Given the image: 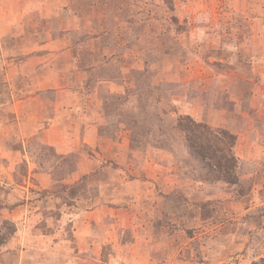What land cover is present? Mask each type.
<instances>
[{
	"label": "rangeland",
	"instance_id": "374dc122",
	"mask_svg": "<svg viewBox=\"0 0 264 264\" xmlns=\"http://www.w3.org/2000/svg\"><path fill=\"white\" fill-rule=\"evenodd\" d=\"M185 115L236 183L190 173ZM4 232L0 264L264 257V0H0Z\"/></svg>",
	"mask_w": 264,
	"mask_h": 264
},
{
	"label": "trees",
	"instance_id": "16d2710c",
	"mask_svg": "<svg viewBox=\"0 0 264 264\" xmlns=\"http://www.w3.org/2000/svg\"><path fill=\"white\" fill-rule=\"evenodd\" d=\"M177 129L184 135L187 149L185 161L193 176L203 181H223L229 184L238 181V158L234 151L236 137L233 133L226 129L214 130L191 115L181 116ZM6 236L5 232L0 233V245L6 242ZM254 264H264V257L254 260Z\"/></svg>",
	"mask_w": 264,
	"mask_h": 264
},
{
	"label": "crops",
	"instance_id": "0c3cea01",
	"mask_svg": "<svg viewBox=\"0 0 264 264\" xmlns=\"http://www.w3.org/2000/svg\"><path fill=\"white\" fill-rule=\"evenodd\" d=\"M2 105H3V103H2Z\"/></svg>",
	"mask_w": 264,
	"mask_h": 264
}]
</instances>
